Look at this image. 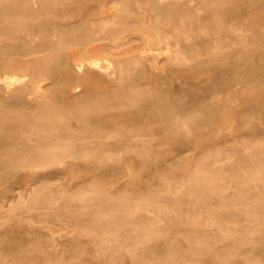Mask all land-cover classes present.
<instances>
[{
  "label": "rangeland",
  "instance_id": "obj_1",
  "mask_svg": "<svg viewBox=\"0 0 264 264\" xmlns=\"http://www.w3.org/2000/svg\"><path fill=\"white\" fill-rule=\"evenodd\" d=\"M0 264H264V0H0Z\"/></svg>",
  "mask_w": 264,
  "mask_h": 264
},
{
  "label": "bare ground",
  "instance_id": "obj_2",
  "mask_svg": "<svg viewBox=\"0 0 264 264\" xmlns=\"http://www.w3.org/2000/svg\"><path fill=\"white\" fill-rule=\"evenodd\" d=\"M89 37V36H88ZM95 38V37H94ZM87 39V38H86ZM103 39L102 38H98V39H94L95 42H98V41H102ZM48 42V41H47ZM93 42V43H95ZM88 43V42H87ZM92 43V42H91ZM105 43V42H104ZM93 45V44H92ZM85 47V46H84ZM104 48V45L103 44H97L95 45L94 47H92V50H99V49H103ZM95 99V98H94Z\"/></svg>",
  "mask_w": 264,
  "mask_h": 264
}]
</instances>
